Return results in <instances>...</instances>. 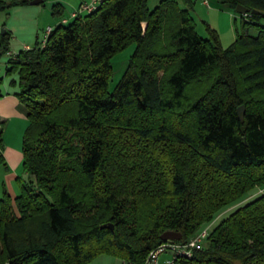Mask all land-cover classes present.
<instances>
[{"label":"trees","instance_id":"1","mask_svg":"<svg viewBox=\"0 0 264 264\" xmlns=\"http://www.w3.org/2000/svg\"><path fill=\"white\" fill-rule=\"evenodd\" d=\"M32 1L0 0V11ZM219 1L251 10L239 13L242 30L228 48L211 25L207 37L198 33L192 0L154 9L105 0L52 27L45 45L12 55L7 72L18 74L12 83L29 121L27 178L15 199L0 198V264H89L102 254L143 263L165 231L189 241L221 209L264 189V97H256L264 0ZM9 42L5 31L0 55ZM133 43L111 91L112 58ZM205 78L202 93L187 91ZM205 241L176 264H264V192Z\"/></svg>","mask_w":264,"mask_h":264},{"label":"rangeland","instance_id":"2","mask_svg":"<svg viewBox=\"0 0 264 264\" xmlns=\"http://www.w3.org/2000/svg\"><path fill=\"white\" fill-rule=\"evenodd\" d=\"M87 1L90 2L91 0ZM161 1L148 0V5L151 9H154ZM174 1H177L181 8L187 7L183 0ZM54 5V0H45L37 4L25 2L13 5L8 10L0 11V39L4 31L10 34L8 50L0 55V88L7 85L10 88H15V90L18 89V86L12 83L14 80L18 81V74H9L7 72L8 61L12 58V54L19 53L21 50L26 49L27 46L33 47L37 43H41L49 27L57 26L63 18L71 19L72 10L64 7L61 8L62 11L54 14ZM190 11L196 23L198 33L203 37H207V24L211 25L218 31L222 45L225 48L230 47L235 42L237 30L239 32L242 30L241 15L234 11L227 3L220 2L219 0H192V8ZM86 13L83 12V14ZM261 23L264 24V18L261 19ZM251 34L255 35L256 30H252ZM135 49L136 43H133L112 58L113 75L109 81V89L111 91L124 74ZM209 84L210 78L197 80L188 87L187 91L191 95L197 96ZM256 97L263 98L264 91L258 93ZM28 124L29 121L26 114L14 116L9 121L4 122L3 149L0 144V153L2 152L4 157V162L0 163V194L3 192L4 174L6 170H15L18 173L19 179L24 176L23 141ZM18 178L14 182L17 188H19V191H21ZM263 192L264 189L252 190L251 194L247 193L248 195L238 203L231 204V206L228 205L221 209L211 222L204 223L199 230L202 231L205 228H209L211 231L216 224L227 217L235 208ZM206 242L204 241L203 245H206ZM103 258L113 259L112 261H116L117 264H124L120 257L107 254L98 256L90 264H97Z\"/></svg>","mask_w":264,"mask_h":264},{"label":"built area","instance_id":"3","mask_svg":"<svg viewBox=\"0 0 264 264\" xmlns=\"http://www.w3.org/2000/svg\"><path fill=\"white\" fill-rule=\"evenodd\" d=\"M104 1L105 0H91L88 2L87 0H82L79 7L73 11L72 17L82 15L83 12H92L96 10ZM66 21L67 19H63V22ZM51 31L52 27H49L46 31L44 39L41 41L42 45L46 44L48 35ZM209 232V228H205L186 242L171 239L163 241L150 251L143 263L139 264H176V261L179 258H191L194 250L203 246ZM126 264L135 263L126 262Z\"/></svg>","mask_w":264,"mask_h":264},{"label":"crops","instance_id":"4","mask_svg":"<svg viewBox=\"0 0 264 264\" xmlns=\"http://www.w3.org/2000/svg\"><path fill=\"white\" fill-rule=\"evenodd\" d=\"M54 1H55V5H59L60 8L68 7L70 10H72L73 13V11L79 7L82 0H54ZM63 19H67V18H63ZM29 47L30 46H27V48ZM16 91L17 90H15V88H10L7 85L5 87L0 88V93H2V96H0V122L9 121L10 119H12L14 116L17 115H25L23 110L20 108V100L15 95ZM3 127H5V125H3ZM18 177H19L18 173H16L15 170L12 169L6 170L4 174L3 192L1 193L2 195L0 194V198L4 195V192H7L9 195H11L13 199H15L19 195L20 193L19 188H17L14 182ZM26 178H27V173L25 172L24 176L21 179H26ZM97 258L98 257H96L95 259ZM107 258H111V257H107ZM107 258L101 259L99 262H97V264H117L116 261L114 262L112 261L113 259L111 260ZM94 260H92L91 262H93ZM122 262L126 264L124 259H122Z\"/></svg>","mask_w":264,"mask_h":264},{"label":"water","instance_id":"5","mask_svg":"<svg viewBox=\"0 0 264 264\" xmlns=\"http://www.w3.org/2000/svg\"><path fill=\"white\" fill-rule=\"evenodd\" d=\"M43 0H33L31 3L32 4H37V3H40L42 2ZM236 11L240 14H245V13H248L250 12V8L249 7H246L245 5L243 4H239L236 8ZM253 13H258V11L256 10H253L252 11ZM5 32V31H4ZM244 113H245V105H242L238 108V114L241 118V120L244 119ZM102 227H110L111 229H114V226L113 224H104L102 225ZM183 235L180 233V232H177V231H174V230H167L165 231L162 235H161V238L163 241H166V240H180L182 239Z\"/></svg>","mask_w":264,"mask_h":264}]
</instances>
